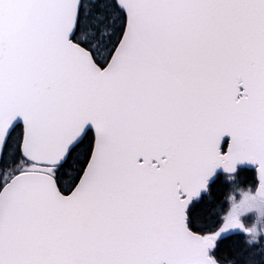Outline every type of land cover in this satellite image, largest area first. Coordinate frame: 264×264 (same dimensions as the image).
Segmentation results:
<instances>
[{
    "label": "snow or ice",
    "instance_id": "1",
    "mask_svg": "<svg viewBox=\"0 0 264 264\" xmlns=\"http://www.w3.org/2000/svg\"><path fill=\"white\" fill-rule=\"evenodd\" d=\"M0 264H264V0H0Z\"/></svg>",
    "mask_w": 264,
    "mask_h": 264
},
{
    "label": "trees",
    "instance_id": "2",
    "mask_svg": "<svg viewBox=\"0 0 264 264\" xmlns=\"http://www.w3.org/2000/svg\"><path fill=\"white\" fill-rule=\"evenodd\" d=\"M233 183H237V182L233 181Z\"/></svg>",
    "mask_w": 264,
    "mask_h": 264
}]
</instances>
